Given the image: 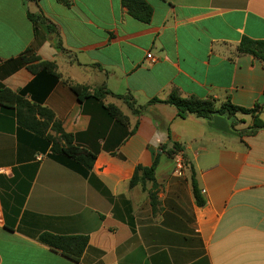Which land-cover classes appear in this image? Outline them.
Segmentation results:
<instances>
[{"label": "crops", "instance_id": "crops-1", "mask_svg": "<svg viewBox=\"0 0 264 264\" xmlns=\"http://www.w3.org/2000/svg\"><path fill=\"white\" fill-rule=\"evenodd\" d=\"M145 1L148 24L120 0H0V90L28 89L25 100L51 110L96 155L84 175L52 157L48 139L0 103V264H264V129L247 134L245 115L232 125L226 116L180 118L172 105L148 103L171 93L229 99L260 106L264 122V63L238 51L243 38L264 40V0ZM23 54L54 63L59 79L33 75ZM67 83L110 94L80 103ZM156 158L152 209V184L129 181ZM43 233L88 242L74 261L41 243Z\"/></svg>", "mask_w": 264, "mask_h": 264}, {"label": "trees", "instance_id": "trees-1", "mask_svg": "<svg viewBox=\"0 0 264 264\" xmlns=\"http://www.w3.org/2000/svg\"><path fill=\"white\" fill-rule=\"evenodd\" d=\"M38 1L39 0H26V2L34 3H38ZM56 1L67 7L70 5V0ZM120 2L131 18L144 24H148L150 22L153 10L145 0H120ZM27 16L32 22L42 20L40 16L29 12ZM48 27L50 31L53 30L51 25H48ZM238 51L253 55L264 63V40L254 41L243 38L239 43ZM21 61L33 75L45 74L54 81L59 79L56 72V65L52 62L42 61L34 54H23ZM67 84L80 103L88 98L102 102L105 95L110 94L108 91L101 89L89 92L88 88L85 86L72 83ZM27 90L28 89H24L20 93L16 94L7 89H2L0 90V103L12 105L15 108L16 119L21 127L48 139L50 142V153L52 157H66L75 165L82 168L83 174L86 175L92 169L96 155L89 150L76 145L74 136L63 131L60 122L55 119L51 110L25 100L22 95ZM120 98L126 99L123 96H120ZM126 101L128 100L126 99ZM148 103H166L172 105L177 110V115L180 118H185L188 115H195L196 117L202 119H210L214 115L226 116L232 119V125L236 122V116L238 114L245 115L251 118V125L246 130L247 134H253L257 130L264 129V122H262V120L258 117L260 112V106L258 105H255L252 108H243L233 105L229 99L220 102L214 98H183L177 93H171L164 101L153 98ZM103 109H105L108 115L117 123L123 126L127 125V117L124 116L116 106L104 105ZM140 109H143V107H140ZM137 112L140 113V110H134V113ZM173 147V150L167 153L174 154L179 150L177 145H174ZM157 163L158 159L156 158L149 167L137 166L132 178L129 181V185L131 187L138 184H141V186L144 187L146 182L152 184V188L148 190V197L152 209H155L157 204V184L153 176ZM191 185L196 204L198 206H202L204 204V200L197 186L193 172L191 175ZM39 240L41 243L47 245L53 250L59 251L62 255L74 261L79 260L88 242V239L85 236H57L49 233L41 234L39 236Z\"/></svg>", "mask_w": 264, "mask_h": 264}, {"label": "built area", "instance_id": "built-area-1", "mask_svg": "<svg viewBox=\"0 0 264 264\" xmlns=\"http://www.w3.org/2000/svg\"><path fill=\"white\" fill-rule=\"evenodd\" d=\"M146 59L151 60L152 59L151 54H146ZM175 167H176L177 170H180L182 168V161L181 160H176Z\"/></svg>", "mask_w": 264, "mask_h": 264}]
</instances>
